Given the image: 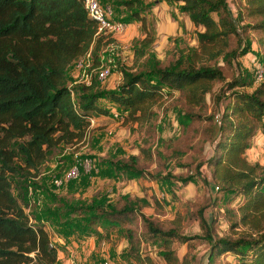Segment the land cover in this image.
I'll return each mask as SVG.
<instances>
[{"label": "trees", "instance_id": "obj_1", "mask_svg": "<svg viewBox=\"0 0 264 264\" xmlns=\"http://www.w3.org/2000/svg\"><path fill=\"white\" fill-rule=\"evenodd\" d=\"M168 1L180 3L178 7L190 23L202 29L195 32L197 46L178 48L176 58L165 66H143L131 71L120 65L117 89L99 90L96 78L73 87L65 82L66 70L81 56L89 54L98 64L96 53L104 43L102 35H94L95 23L86 16L82 0H0V264H54L56 249L44 223L65 239L74 232L77 237L82 229V233H91L89 217L84 220L87 226L77 220H60L59 207L51 204L38 214L34 224L30 223L12 192L9 177L17 176L18 171L23 176H36L47 151L81 140L89 119L108 113L97 103L99 99L111 102L134 121L143 120L151 114V105L168 93H163L164 86L178 92L184 104L200 106L216 82L222 83L228 102L207 116L216 133L210 154L196 168L208 170L211 182L206 183L211 193L242 196L236 208L238 215L230 209L225 213L229 228L240 225L244 230L234 237L213 236L211 224L201 210L197 221L202 236L186 237L175 227L157 229L143 214L138 217L161 238L164 264H194L193 255L178 256L171 248L173 240L181 245L192 238L208 243L206 264L226 252L235 254L239 264H264V166L250 163L245 157L248 141L257 129L264 138V71L250 93L240 90L251 85L245 76L232 74L226 80L224 68H230L234 58L252 50L248 39L240 44L236 31L239 17L229 12L225 0ZM241 1L240 15L252 19L242 29L260 33L257 43L263 52L255 56L264 69V0ZM118 3L130 11L129 18L140 19L137 0ZM211 13L217 15L216 20ZM230 35L238 37V41L234 48L225 50ZM145 39L133 50L134 57L145 54L149 44ZM218 57L222 65L216 62ZM198 117L197 113L182 112L186 123ZM115 164L124 169L122 172L134 173V177L143 175L135 156L119 158ZM190 178L186 176L184 181ZM96 209L101 213L92 218L100 217L110 226L130 221L135 211L127 203L119 208ZM126 234L127 253L137 261L133 235L129 230Z\"/></svg>", "mask_w": 264, "mask_h": 264}, {"label": "rangeland", "instance_id": "obj_2", "mask_svg": "<svg viewBox=\"0 0 264 264\" xmlns=\"http://www.w3.org/2000/svg\"><path fill=\"white\" fill-rule=\"evenodd\" d=\"M118 1L121 0H99V3L110 12V18L121 19L126 27L119 33L102 35L104 43L96 53L98 64L92 62L90 56L84 55L73 63L77 70L74 74L69 68L66 70L65 82L68 87L89 84L90 78L95 79L96 72L108 65V76L100 82L95 79V87L99 90H116L121 79L118 66L131 71H138L143 66H165L176 58L178 48L197 46L195 32L202 29L190 23L180 11V3L137 0L140 3L137 10L140 19H135L129 18L130 11ZM225 1L229 12L237 16L235 18L239 17L236 31L241 39L240 44L245 38L248 39L252 51L234 58L230 68H224V73L226 80L232 74L245 76L251 85L240 90L250 93L253 85L257 84L253 77V64L258 59L255 54L263 52L257 43L260 33L242 29L252 19L240 15L238 9L243 4L241 0ZM211 16L217 19L216 14L211 13ZM143 38L149 43L146 52L141 57H134L133 50L140 47ZM237 38L228 36L225 50L234 48ZM77 61L81 62L79 66H76ZM216 62L222 65V58L218 57ZM221 86V82L213 83L200 106L184 104L178 92L168 91L164 86L163 93H168L151 105L148 117L136 121L111 102L99 99L97 103L108 113L96 116L97 120L91 117L81 140L60 144L53 151H47L36 176H23L18 171L17 176L9 177L12 192L29 215L30 223L34 224V219L47 204L59 207L57 218L63 221L77 220L87 226L84 220L89 217L91 233H82V229L76 237L74 232L68 241L61 238L63 244L56 241L52 230L44 227L55 249L70 258L72 264H100L103 259L109 264H164L160 256L161 238L147 229L138 214H143L157 229L175 227L180 234L192 237L203 234L197 221V212L201 210L203 218L211 224L213 236H236L245 227L238 225L229 228L225 210L230 209L237 216L236 208L241 204L242 196L211 193L206 183L211 182L208 170L196 168L210 154L216 133V127L207 116L228 102ZM183 111L197 113L199 117L186 123L182 118ZM113 112L119 114L117 118L112 116ZM262 139L263 135L257 129L248 141L247 148L250 150L245 157L250 163L257 162L264 166V159L261 158ZM129 156L136 157L142 177H134L132 172H122L124 169L115 164L117 159L126 160ZM17 164L21 165L19 162ZM74 164L78 168L77 176L53 188L51 181L61 178ZM186 176L191 178L184 181ZM124 203L135 210L130 221L110 226L100 217L92 218V215L101 213L97 206L108 210L111 206L119 208ZM126 230L133 235L136 249L133 253L139 257L137 261L127 253L129 243ZM89 237V242L94 243L92 252L87 248ZM69 240H73L74 244ZM171 248L178 256L184 253L193 255L194 264H206L208 243L203 239L192 238L181 245L173 240ZM211 264L239 263L235 254L226 252L215 257Z\"/></svg>", "mask_w": 264, "mask_h": 264}, {"label": "built area", "instance_id": "obj_3", "mask_svg": "<svg viewBox=\"0 0 264 264\" xmlns=\"http://www.w3.org/2000/svg\"><path fill=\"white\" fill-rule=\"evenodd\" d=\"M82 6L86 16L95 23V36L103 35L104 33H119L124 29V27H126L125 23L110 18V12L100 5L99 0H82ZM85 55L89 56V54ZM80 64L81 62L77 61L76 66H79ZM253 71L255 81H260L263 78L264 69L259 61L254 62ZM109 72V66L105 65L98 72H96V80L99 82L105 80ZM118 115L119 114L116 112L112 113L114 118H117ZM261 142V158L264 159V138ZM77 172L78 168L74 164L61 178H54L52 182L55 186H59L66 180L75 178L77 176ZM100 264H109V262L106 259H103Z\"/></svg>", "mask_w": 264, "mask_h": 264}, {"label": "crops", "instance_id": "obj_4", "mask_svg": "<svg viewBox=\"0 0 264 264\" xmlns=\"http://www.w3.org/2000/svg\"><path fill=\"white\" fill-rule=\"evenodd\" d=\"M247 53H250V52H246L245 54H243V55H241V57H243V56H245ZM252 55V54H251ZM69 69H70V71H71V73L72 74H74L75 73V70H76V68H75V66H73V64L69 67ZM77 71V70H76ZM71 83H74V82H71ZM94 119H98V117H95ZM250 149L249 148H246V150H245V154L247 153V151H249ZM48 227L50 230H51V228L48 226V225H44V227ZM45 229V228H44ZM46 230V229H45ZM55 234V239H56V241L58 242V243H62L63 244V242H64V240H63V242L61 241L62 239V237H60L59 235H57L56 233H54ZM70 237L72 238L73 237V235H71V236H68V238L67 239H70ZM67 239H65V241L67 240ZM89 239H91V237H89L88 238V240H87V248L88 249H90L89 251H91V249H93V246H94V243L93 242H89ZM68 241V240H67ZM69 242L71 243V244H74L73 243V240H69ZM51 244H52V242H51ZM53 245V244H52ZM92 252V251H91ZM72 261L70 260V258L68 259V258H66V257H64V255H63V252H61V251H59L58 249H56V261H55V263L54 264H69V263H71Z\"/></svg>", "mask_w": 264, "mask_h": 264}]
</instances>
